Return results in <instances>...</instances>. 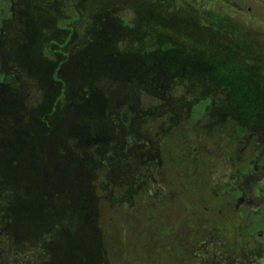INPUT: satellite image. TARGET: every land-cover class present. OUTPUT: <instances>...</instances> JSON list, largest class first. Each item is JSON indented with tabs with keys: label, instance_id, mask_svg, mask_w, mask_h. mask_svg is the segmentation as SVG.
Here are the masks:
<instances>
[{
	"label": "rangeland",
	"instance_id": "rangeland-1",
	"mask_svg": "<svg viewBox=\"0 0 264 264\" xmlns=\"http://www.w3.org/2000/svg\"><path fill=\"white\" fill-rule=\"evenodd\" d=\"M4 1L7 5L1 10L0 63L1 69L14 76L12 81L17 84H0V223L10 239L13 238L4 259L6 264H40L37 245L44 232L51 231L53 225L36 233L35 241L29 240L31 244L24 240L37 224L52 219L47 213L51 209L48 201L43 202L35 194L34 178L39 163L34 159L42 156L39 158L42 162L48 154L55 155L53 151L61 152L52 144V123L53 131L67 127L76 134V123L80 119H84L80 125L100 122H96L99 131L96 138L85 140L83 148L85 167L90 165L87 176L94 194L90 195L89 186L82 191L84 198L78 201L75 197L79 195L75 189L78 182L74 181L69 190L60 195L63 198L59 205L64 211H72L71 216L75 215V220L80 221L78 235L87 233L85 224L92 223L95 217L100 226L85 236L86 242L82 243L78 253L80 258L75 253H66L62 258L66 260L61 264H159L150 258L166 254L165 258L175 260L165 264H203L204 258L219 244H224L223 250L238 258L242 253L251 256L249 251L243 252L245 249L264 247V238L261 244L255 235L243 234L245 224L253 219L250 213L256 206L247 198L238 203V197L233 194L250 176L264 185V172H260L264 166V6L261 2ZM121 31L149 34L151 39L168 38L177 55L187 59L193 55L195 61L186 69L192 87L186 89L189 82L184 79L174 83V74L159 73L157 80L141 69L133 73L132 83L139 93H148L144 101L136 98L135 103H129L128 99L122 98L116 110L114 101L108 102V108L107 101L100 106L87 101L83 110L88 116L76 103L62 105L56 112L54 102L61 94L62 84L57 81L60 72L54 75V71L65 61L58 45L64 43L60 48L64 53L82 51L91 47L98 35L109 36L114 32L115 36L122 37ZM130 38L128 43H131ZM93 46L99 47V44ZM166 47L156 49L171 51ZM200 53L217 56L218 61L235 63L245 70V76L240 80L246 78L255 94L246 90L239 101H230V95H224L225 88L217 78L199 74L197 56ZM44 54L47 55L46 63L43 59L39 61ZM79 58L85 61L82 56ZM89 66L85 65V70ZM107 68L118 82L126 80L131 73L129 67L119 69L115 60ZM91 70L94 73L93 67ZM219 71L224 74L227 70ZM171 77V81L163 79ZM84 89L86 87L80 91ZM86 90L88 94L94 93ZM73 91L78 89L74 86ZM120 94L119 90L111 88L106 97L119 100ZM205 95L213 100L207 108L208 113L196 121L190 115L191 105L196 98ZM252 99L257 103L255 117L243 126L233 123L236 118L239 122L243 120V108L252 106ZM115 120H121L123 125L118 128ZM215 121L221 128L213 134L204 132L209 123L217 124ZM109 124L112 129H107ZM202 125L204 133H192V126ZM241 128H244L242 141L232 136L233 129ZM106 129L109 134H105ZM185 131L191 135L185 136ZM121 135L129 139L126 140L128 143ZM123 151L136 152L143 155L144 160H137L131 153L121 162L110 160L113 156L122 159ZM107 160L112 166L108 174L107 165L103 164ZM252 160L258 165L254 174H251ZM129 163L133 170L138 168V179H132L135 173L126 175L130 170ZM138 164L142 167H137ZM243 169H247L245 174H242ZM54 173L51 172L50 177H55ZM243 188L249 192L247 185ZM96 202L99 205L91 212ZM85 204L89 208L84 209ZM162 210H166V215L163 216ZM2 220L8 221L7 226ZM64 223L69 226L70 222ZM168 234L177 242L165 250L167 242L163 241L161 245L160 240L169 238ZM0 235V252L3 254L10 241H3L1 232ZM183 235L186 237L182 238ZM209 238L213 239L210 243ZM179 241L182 248L177 247ZM235 246L238 252L232 249ZM176 249H182L181 257L172 256ZM146 254L150 258L143 256ZM218 254L216 251L215 255ZM255 260L264 264V257Z\"/></svg>",
	"mask_w": 264,
	"mask_h": 264
},
{
	"label": "trees",
	"instance_id": "trees-1",
	"mask_svg": "<svg viewBox=\"0 0 264 264\" xmlns=\"http://www.w3.org/2000/svg\"><path fill=\"white\" fill-rule=\"evenodd\" d=\"M257 1L261 2L264 6V0H257ZM6 5L7 3L4 0H0V28H1V21L3 19L2 17L3 14L1 13V10ZM72 20H74V18H72ZM121 32L123 33L122 37L115 36V34H113L114 32L111 33L112 35L110 34L109 36L98 35V40L93 42V44L95 43L99 44V47L98 46L94 47L92 44L91 47L83 49L82 51H68L64 53L60 49L64 43L58 45L60 46L59 52L63 57H65V61L60 63V65H58L54 71V75L56 74L59 75L58 72H60L57 81L61 82L62 84L61 94L56 98L54 102V105H57L56 112L58 108L61 107L62 105L70 106L72 105V103H76L78 104L79 108L83 111V113L86 116H88L86 111L83 110V104L87 101L89 102L92 101L97 106H100L105 101H107L106 108H108L110 105V103L108 102L114 101L113 103L115 110L117 109V105L122 98L128 99L129 103L130 102L135 103L136 98L144 101L148 93L145 92H144L145 94L139 93L138 91L135 90V87H133V83H132L133 73L138 70L140 71L141 69L145 70L147 73H149L152 76H155L156 78L159 73L165 75L174 74V77H176V79H174L175 80L174 83L184 79L189 82L187 84L188 87L186 89L192 87L191 80L186 77L187 74L188 75L190 74L186 71V69L188 68L189 63H193L195 61L193 59V55L188 56V59L186 57L185 58L181 57L180 54L177 55V53L174 52L170 47L168 38H165L164 40H160L159 38L151 39L149 34L135 35V34H130L129 31H127V33L124 31ZM128 37H132L130 38L131 43L127 42ZM48 44H50V42H48ZM48 44L47 46H49ZM160 46H164V47L167 46L168 48L171 49L172 52L171 51L161 52L160 50H157L156 48H159ZM76 56H77L76 60L72 59L73 57ZM80 56H82L85 59V61L80 59L79 58ZM41 59L44 60L43 63H46L47 55L44 54L43 56H40L39 61ZM112 60L117 61L119 69H124L126 67H129L131 73L126 80L118 82L119 80L115 77L114 73L107 68V65L110 64ZM218 60L219 58H217V56H208L207 53L204 54L200 53L197 56V61L199 62L198 68L201 70L199 74L202 75L210 74L213 75L215 78H217V80L220 81L221 86L225 88L224 95L225 93H228L230 95V101L233 99H235V102L239 101L241 99L240 96H242V94H245L246 90H250L253 94H255L254 90L251 89L250 85L247 83L246 78L240 80V77L245 76L246 73L245 70L239 69V67L235 65V63L224 64ZM85 65L87 66L90 65L89 67H87V70H85ZM92 67L94 69V73L91 70ZM174 67H178V68H174ZM222 69H225L227 71L224 74H222L223 71H219ZM172 78L173 77L163 78V79L171 81ZM13 79L14 76L4 72L1 69V63H0V84L6 83L11 86L13 85L16 86L17 84L16 82L12 81ZM74 86L78 89L77 92L73 91ZM152 86H153V82L150 83V89L152 88ZM243 86L245 87L243 88ZM83 87L84 88L86 87V89H90V91L94 93L88 94L86 89L80 91ZM233 87H235L234 90H232ZM111 88L119 90V93L121 92V94L119 95V100H117L115 97H111V98L106 97V92H108V90H111ZM115 100H116V105H115ZM212 100L213 98L207 95L196 98L193 104L191 105L192 114L190 115L192 116V118L197 121L199 120L198 118H200L202 115H206L208 113L207 108L210 106ZM252 101H253L252 106H250L248 109L243 108V111H245L244 114L245 117L242 116L243 120L239 122V119L236 118L233 123H235L236 125L241 123V125L243 126L255 117L254 114L256 111H258L257 103L253 99ZM237 109L238 107L235 108V110ZM124 110L127 111V108L125 107ZM212 116L213 118L216 119V117L213 114ZM53 117H55V115H53ZM71 118H73V116ZM83 120L84 119H80L77 121L76 134H74L75 131L71 132L67 127H65L62 130L57 128L54 129L53 131L54 124L52 123L53 126L52 133L54 135L52 137L54 138L52 144L60 148L61 152L58 151L60 153L56 154L53 151L55 155L48 154L46 156L47 158H45L42 162L39 161V158H41L42 156L34 159V162H36L37 164L39 163L36 168V175L34 178L36 182L35 194H37V196H39L43 202L48 201V204L51 206V209L47 213H49L52 216V219L50 220L49 218L48 221H44L40 224H37L36 228H34L33 231L26 234L27 237L24 240L27 242H29L30 239L35 241L34 236L36 233L44 229L46 226L53 225L51 231L44 232L45 234L41 237V242L39 243V245H37L36 242V245L38 246L37 257L38 260L40 261V264H61L64 260H66V259H62L64 257V254L66 253L69 255L70 253H75V255L77 254L78 257L80 258V255L78 253H80L83 245L86 242L85 240L87 238L85 236L87 234L92 233L98 227V225L100 226L98 222L99 220H97V217L94 216L95 218L92 223L85 224V226L87 227V233H81L80 235H78L77 233L80 230L79 227L77 226H79L80 221L75 220V215L74 217L71 216L73 214L72 211L69 210L64 211V208L61 207L62 205H59V201H61L63 198L60 195L63 193V191L69 190L70 188L69 185H71V183H73L74 181L78 182L75 188L79 191V195L75 196L78 201H81L84 198V193L82 191L87 189L89 186L92 191L90 195L92 193L94 194V188L92 190V185L89 176H87L88 173L87 171L90 165L88 167L86 166L87 167L86 169L85 159L83 158L84 155L83 148H84L85 140L89 141L94 137L96 138V134L99 133V131H97L98 124L96 122L98 123L100 122L97 120L93 124L87 122L85 125H80ZM115 123L117 127L119 125L121 126L123 125L121 120L120 122L115 120ZM216 123L217 124H215L214 122L209 123L208 127L204 132H206L207 134L216 133L215 131L221 128L220 127L221 124L219 122ZM202 127L203 125L201 127L192 126L190 129L192 130V133L194 131H197L198 133H204L202 131ZM109 128L112 129L110 124L107 129ZM244 128L238 130L233 129L234 131L232 133V136L236 140H240V141L244 140V131H242ZM107 129L105 130V134H109L107 132ZM0 130H2V126H0ZM51 134L49 135V137H51ZM77 134L79 135L78 137ZM183 134L185 136L191 135L190 132H186V131L183 132ZM121 137L122 139L125 140L126 143H128L127 141H129V139H126V137L123 138L122 135ZM59 145H62L64 148H61ZM141 150H144V148ZM142 152L146 153L145 151ZM130 153L132 154V156L135 155L137 160L139 161L144 160L143 155H138L136 152H126V151L122 152L123 155L122 159H117V157L115 158L113 156L112 158H110V160L113 163L121 162L123 161L124 157L129 155ZM116 159L120 161H117ZM53 164H56V166H53ZM103 164L107 165V171H106L107 174L111 173L112 166L108 163V160L105 161ZM137 167H142V165L138 164ZM129 168L130 170L126 175H132L135 173V176L132 179H138L137 176L138 168L135 167V170H133V165L131 163H129ZM53 171H55L54 175L56 174V176L52 178L50 177L49 174ZM251 174L254 173L251 172ZM43 175L44 177H42ZM79 176H85V178H79ZM241 185L248 186L249 189L248 194L250 195V197L247 198V200L256 206V210H254V212L251 211L250 213L253 219L245 224L243 234L255 235V237L258 238L262 244L264 240L263 239L264 238V185H260L258 179L254 178L253 176L247 177L246 181L241 183ZM49 188L50 190H48ZM236 193H237L236 190H234L233 194L236 195ZM86 201L87 203L90 202L89 196H87ZM73 205L76 204L73 203ZM87 205L84 207V209L89 208L87 207ZM98 205L99 203L96 202L95 204L96 207H92L91 212L95 208H97ZM162 213L163 216L166 215V210H162ZM65 221L70 222L69 226H66V223H64ZM2 222L4 225L7 226L8 221L5 222L4 220H2ZM0 232L2 233L3 241H10L9 244H7V246L4 248L3 250L4 253L2 254L0 252V264H6L4 262V259L7 253L9 252V247L12 245L11 242H13V238L11 236L10 239L8 232L4 229L1 223H0ZM183 233H185V231H183ZM186 235H183L181 237L184 238L186 237ZM166 236H169V238L163 237V239L160 241H161V245L163 241H166L167 244L165 245V250H169V248L174 247L177 241L172 237L171 234H168ZM207 241L208 243H210L213 241V239L209 238ZM178 243H180V241ZM29 244L31 243L29 242ZM177 247L182 248L181 243ZM225 247L226 246L224 244L222 245L219 244L213 253L211 252L209 255H207L204 258V260L202 261L203 264H249L250 261L251 263L253 262L254 264H259L258 262H256L255 259L264 257V247H261V245L257 246V248L251 247L243 250V252L249 251L251 256L250 255L245 256L242 253L239 258L237 255L233 256L231 253L224 251L223 249ZM232 249H234L236 252L239 251L237 246H235V248ZM216 251L219 252L217 256L215 255ZM162 252L159 253L161 254ZM176 254L174 251V255L172 254V256L181 257L182 249L180 251L176 249ZM166 255H160V256L156 255L155 257L152 258H150L147 254L143 256L150 259H155L156 260L155 263H157L158 261L159 264H165L170 260H175L174 258L171 259L165 258ZM73 260L74 261L76 260L75 257L73 258Z\"/></svg>",
	"mask_w": 264,
	"mask_h": 264
},
{
	"label": "flooded vegetation",
	"instance_id": "flooded-vegetation-1",
	"mask_svg": "<svg viewBox=\"0 0 264 264\" xmlns=\"http://www.w3.org/2000/svg\"><path fill=\"white\" fill-rule=\"evenodd\" d=\"M245 146V144L243 145ZM253 169H252V173H256V171L258 170V165L256 161H251ZM247 171V169H243L242 170V174H245V172ZM260 172H264V166H262ZM240 188L238 190H236V196L238 197V203H242L244 201L245 198H249L250 195L245 192V189L243 188V185L239 184ZM251 263V261L249 262Z\"/></svg>",
	"mask_w": 264,
	"mask_h": 264
}]
</instances>
